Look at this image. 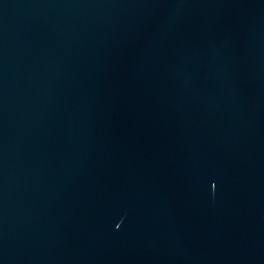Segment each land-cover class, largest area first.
Listing matches in <instances>:
<instances>
[{
    "label": "water",
    "instance_id": "obj_1",
    "mask_svg": "<svg viewBox=\"0 0 264 264\" xmlns=\"http://www.w3.org/2000/svg\"><path fill=\"white\" fill-rule=\"evenodd\" d=\"M0 264H264V0H0Z\"/></svg>",
    "mask_w": 264,
    "mask_h": 264
}]
</instances>
